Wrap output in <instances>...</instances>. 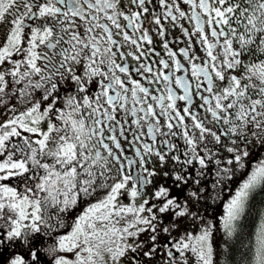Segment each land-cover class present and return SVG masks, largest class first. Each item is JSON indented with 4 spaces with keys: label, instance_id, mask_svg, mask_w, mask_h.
<instances>
[{
    "label": "snow or ice",
    "instance_id": "obj_1",
    "mask_svg": "<svg viewBox=\"0 0 264 264\" xmlns=\"http://www.w3.org/2000/svg\"><path fill=\"white\" fill-rule=\"evenodd\" d=\"M256 150L264 0H0V264H264Z\"/></svg>",
    "mask_w": 264,
    "mask_h": 264
},
{
    "label": "flooded vegetation",
    "instance_id": "obj_2",
    "mask_svg": "<svg viewBox=\"0 0 264 264\" xmlns=\"http://www.w3.org/2000/svg\"><path fill=\"white\" fill-rule=\"evenodd\" d=\"M264 159V151L256 150V154L252 156L248 161H246V167L237 173L236 181L235 183L232 181L226 182L225 187L223 190L220 188H217L215 192L211 193L210 198L207 200L206 204L204 202L201 203V214L204 216V219L210 218V222L215 221L214 224L218 222V220L221 219L223 215L224 208H219L223 203V200L227 203L228 198L231 197V195L234 194L236 188L239 186V183L243 181V179L246 178L248 172L251 171L253 167L261 160ZM248 170V171H247ZM247 172L244 176L241 175V173ZM209 188L211 189V184H209ZM83 208H78L76 212L73 214L72 217H69L67 223L70 225L74 219V216L79 214L80 211H82ZM219 215V216H218ZM213 224V223H212ZM222 228V225H220L218 229ZM70 229H63L64 231H69ZM45 264H48L47 259H45Z\"/></svg>",
    "mask_w": 264,
    "mask_h": 264
},
{
    "label": "trees",
    "instance_id": "obj_3",
    "mask_svg": "<svg viewBox=\"0 0 264 264\" xmlns=\"http://www.w3.org/2000/svg\"><path fill=\"white\" fill-rule=\"evenodd\" d=\"M246 173L247 172H243L241 173V175L244 176ZM236 177L233 179L234 183L236 181ZM225 203H226L225 200H223V203L218 207L224 208ZM250 203H251V207L248 211V214L241 221L242 227L240 229L239 237L233 240V243H235L238 248L242 247V245L240 244L241 240H243L246 244L247 241L253 236L256 226L259 223L260 215L261 213H264V190H258V192L255 194L254 198L252 199ZM218 221H221V219ZM212 223L213 224L215 223L214 219ZM216 225H217L216 227H219L220 222H217ZM213 231H214V240L216 244L222 245L223 240H224V233H223L222 228L218 230L213 228ZM239 259H240V256L237 252L236 260H239ZM219 264H224V257L222 256L221 258L219 257Z\"/></svg>",
    "mask_w": 264,
    "mask_h": 264
},
{
    "label": "rangeland",
    "instance_id": "obj_4",
    "mask_svg": "<svg viewBox=\"0 0 264 264\" xmlns=\"http://www.w3.org/2000/svg\"><path fill=\"white\" fill-rule=\"evenodd\" d=\"M205 221H206V222L210 221V218L206 219ZM218 222L221 223V221H218ZM213 225H214V228H216L217 225H216V224H213ZM220 258H221V257H220Z\"/></svg>",
    "mask_w": 264,
    "mask_h": 264
}]
</instances>
